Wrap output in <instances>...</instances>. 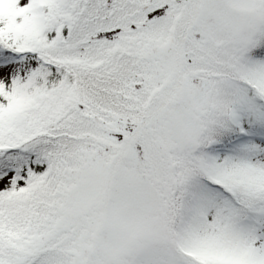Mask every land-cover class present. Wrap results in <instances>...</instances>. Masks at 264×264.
<instances>
[{
    "label": "snow or ice",
    "instance_id": "obj_1",
    "mask_svg": "<svg viewBox=\"0 0 264 264\" xmlns=\"http://www.w3.org/2000/svg\"><path fill=\"white\" fill-rule=\"evenodd\" d=\"M0 264H264V0H0Z\"/></svg>",
    "mask_w": 264,
    "mask_h": 264
}]
</instances>
